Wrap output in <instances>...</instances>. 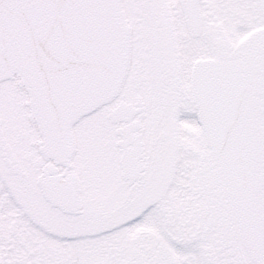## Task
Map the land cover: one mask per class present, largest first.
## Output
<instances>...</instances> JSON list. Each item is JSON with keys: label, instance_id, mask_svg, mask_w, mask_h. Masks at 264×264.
<instances>
[{"label": "snow or ice", "instance_id": "snow-or-ice-1", "mask_svg": "<svg viewBox=\"0 0 264 264\" xmlns=\"http://www.w3.org/2000/svg\"><path fill=\"white\" fill-rule=\"evenodd\" d=\"M0 264H264V0H0Z\"/></svg>", "mask_w": 264, "mask_h": 264}]
</instances>
